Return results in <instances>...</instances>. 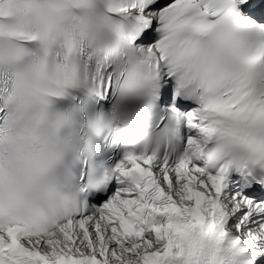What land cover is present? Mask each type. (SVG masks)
I'll list each match as a JSON object with an SVG mask.
<instances>
[{
    "label": "snow or ice",
    "instance_id": "1",
    "mask_svg": "<svg viewBox=\"0 0 264 264\" xmlns=\"http://www.w3.org/2000/svg\"><path fill=\"white\" fill-rule=\"evenodd\" d=\"M0 264H264V0H0Z\"/></svg>",
    "mask_w": 264,
    "mask_h": 264
}]
</instances>
